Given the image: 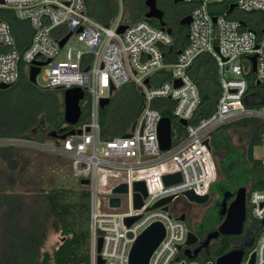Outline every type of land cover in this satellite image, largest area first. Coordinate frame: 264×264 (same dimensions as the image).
I'll return each instance as SVG.
<instances>
[{
    "label": "built area",
    "instance_id": "2783aa9c",
    "mask_svg": "<svg viewBox=\"0 0 264 264\" xmlns=\"http://www.w3.org/2000/svg\"><path fill=\"white\" fill-rule=\"evenodd\" d=\"M183 1L195 5L187 14L191 23L176 38L174 30L169 33L158 21H124L122 9L109 22H100L89 14L87 0H0V85L13 86L23 74L29 75L34 61L50 60L39 73H44L47 88L84 90L81 103L87 115L67 130L75 129V134L51 141L0 136V147L33 148L70 161V176L90 193V264H98L99 255L105 264H129L133 244L154 222L164 225L165 236L148 264H215L216 260L198 261L186 254L191 230L177 203L187 200L188 190L210 194L219 168L206 140L217 129L236 120L258 119L264 140V108L248 104L251 84H264V22L254 26L234 14L238 9L264 16V0ZM232 3L237 6L229 12ZM10 13L30 28L29 36L15 31ZM122 25L126 28L121 32ZM68 33L69 40L77 37L82 45L61 58L65 46L61 48L60 40ZM203 55L213 61L220 91L213 112L196 120L204 97L191 71ZM129 83L142 96L136 125L125 135L105 137L101 101ZM163 116L176 125L169 150H163L159 140ZM182 119L188 124H181ZM177 172L182 180L166 185L163 176ZM82 179H89V184L83 185ZM140 180L146 182L148 195L136 208L134 182ZM122 183L128 184V193L113 194ZM112 196L121 197L120 206L110 205ZM171 196L169 203L154 207ZM248 211L251 221L261 226L240 264H264V188L247 192ZM136 216L128 225L126 219Z\"/></svg>",
    "mask_w": 264,
    "mask_h": 264
},
{
    "label": "trees",
    "instance_id": "16d2710c",
    "mask_svg": "<svg viewBox=\"0 0 264 264\" xmlns=\"http://www.w3.org/2000/svg\"><path fill=\"white\" fill-rule=\"evenodd\" d=\"M125 1L129 4L126 14L128 23L143 20L146 13L145 0L139 5L134 4L136 0ZM87 4L88 12L95 15L100 22L107 23L116 14V10L110 8L109 3L101 5L97 0H87ZM9 16L16 32L21 35H30L31 30L27 25L19 22L11 13ZM194 67L191 71L192 77L200 86L203 97L206 96L197 112L195 119L198 120L213 112L220 90L211 58L203 55ZM162 73L167 75L165 70ZM166 75L164 79L167 78ZM250 91L252 97L248 104L252 107H263L264 84L252 83ZM119 101L115 104L111 98L109 107L106 105L101 110L105 137L112 138L127 134L139 115L142 96L136 87L129 89ZM82 109H84L83 106ZM164 114L171 116L169 113ZM86 115V110H83L81 120ZM43 121L44 119L39 120V117L35 116L21 129L0 125V136L32 139L39 133L41 125H44ZM65 124L66 126L63 127ZM231 126L248 127L245 134L248 143H234L228 131ZM69 128L70 125L65 122L63 116L60 125L52 129L58 131L63 129L65 132ZM262 128L261 120L241 119L226 124L212 133L211 148L222 179L212 184L211 192L226 189L235 192L239 187L245 186L240 181L241 175L245 174H250L253 185L264 188V163L261 159L254 157V146L262 142L254 139ZM239 129L240 132L243 131V128ZM49 132H44V137L57 140L49 136ZM5 150L13 155L14 148L7 147ZM8 160L11 162L9 165L15 168V163H12L10 158ZM14 184L15 180L11 182L12 189H15ZM4 192V187H0V264H51L52 261L53 264H90V193L88 190L61 187L42 189L37 201L32 204L27 203L22 193L6 196ZM49 224L55 232L60 234V243L52 252L43 250L48 237ZM234 239V236H224L205 252L211 256L207 260L215 261L233 249Z\"/></svg>",
    "mask_w": 264,
    "mask_h": 264
},
{
    "label": "rangeland",
    "instance_id": "374dc122",
    "mask_svg": "<svg viewBox=\"0 0 264 264\" xmlns=\"http://www.w3.org/2000/svg\"><path fill=\"white\" fill-rule=\"evenodd\" d=\"M97 1L101 5H106L109 3V7L116 10V14L112 18H114L122 9L124 12V21L128 22L126 20V14L129 10V4L127 1ZM142 2L143 0H136L134 4L139 5ZM194 5V3L183 1L180 2L178 9L181 12L190 13L193 10ZM89 14L95 18V15L91 14V12H89ZM234 14L242 15L254 26L264 22V16L262 12L243 13L240 10L235 9ZM261 19L263 22H261ZM185 29V27L174 28L176 38L181 32H185ZM76 45L81 46L82 44L77 40V37H72L63 48L60 57L63 58L66 52ZM29 83L31 82L29 81L28 75L23 74V76L14 86L5 90L0 89V125L3 127H19L21 129L31 119H34L35 116H38L39 120L44 119L43 122L46 124L45 130H43L44 132L54 130L52 128L55 126L58 127L60 125L61 117L64 116L65 89L47 88V82L44 80L43 72L37 76V82L35 84ZM132 88L135 89L134 85L131 83L118 88L117 91L111 96L112 102L115 104L120 102L119 100H121L125 96L126 92ZM81 104L84 107L83 110L85 111L86 109L84 102ZM175 127L176 125L174 123L173 128L175 129ZM239 128H243V131L240 132ZM248 129V127L244 128L241 126H231L228 128V131L231 134L234 143L244 144L248 143L247 137L245 135ZM32 139L36 141H51V139L44 137V133H38L36 136L32 137ZM255 139H257V137H255ZM6 148L7 147H0V187H4V195L8 196L15 193H22L27 203L32 204V202L35 203L37 201L41 190L45 188L61 187L73 188L77 190L82 189V185L77 184L78 181L70 176L71 167L69 160L61 159L54 155H50L33 148L12 147L14 148V151L13 155H10L9 151L5 150ZM254 157L261 159L264 163V140L254 146ZM9 158L11 159L12 163H15V168L9 165V163H11L8 160ZM18 162L19 164H16ZM251 179L252 177L250 174L241 175L240 177V181L247 187V192L249 190L262 189L259 186L253 185ZM13 180H15V189L10 187L12 186L11 182H13ZM103 180L104 179L102 178L100 179L101 182ZM100 188L108 189V186L104 187L100 185ZM179 203H177V205ZM247 218V222L251 221L250 211H248ZM217 221H219V212L215 211L213 213V222L216 223ZM185 222L188 228L191 230L193 228L191 221L186 220ZM48 229V237L45 241L46 243L43 247V250L52 252L60 243V234L54 231L51 224H49ZM234 243H238V241L236 240ZM251 249L252 248L248 249L247 252ZM209 257L211 256L207 255L206 253H202L197 257V260H207L210 259ZM53 263L54 262L52 261L51 264Z\"/></svg>",
    "mask_w": 264,
    "mask_h": 264
},
{
    "label": "water",
    "instance_id": "95a60500",
    "mask_svg": "<svg viewBox=\"0 0 264 264\" xmlns=\"http://www.w3.org/2000/svg\"><path fill=\"white\" fill-rule=\"evenodd\" d=\"M174 3L183 2V0H173ZM145 5L148 7V11L144 15V20L151 22L153 19L158 20L159 24L161 25L162 29H167L169 33L173 32L172 28H168L165 21L163 20V10L159 8L157 0H145ZM237 6L236 3H232L229 8V12H231ZM214 21H216V17H214ZM191 23V15L184 16L181 21L180 25L188 26ZM126 25H122L120 27V31H124ZM82 31V29H79ZM72 33H68L64 38L60 40V46L63 48L69 38L71 37ZM189 35L187 34L186 37ZM160 46L161 44L158 43ZM218 51L219 48L216 47ZM180 53L181 50H178ZM256 58L257 56H252V60L254 62L253 71H256ZM50 60L47 62H39L34 61L29 72V81L33 84L37 82V76L41 71V66L49 63ZM149 79L146 80L148 82ZM260 83V82H258ZM176 85L181 84L180 80L175 81ZM12 87L10 84H2L0 85V89H8ZM84 90L80 87H72L68 88L64 92V103H65V112H64V120L68 125H75L82 115V105L81 100L84 98ZM206 97V96H205ZM204 97V98H205ZM111 102V97L103 98L101 101V107L104 108ZM180 123L183 125H187L188 121L185 119L180 120ZM136 125L134 121L131 129L133 130ZM76 130L71 129L69 131L64 132L63 129L61 130H52L49 132V136L59 139H65L68 135L75 134ZM78 133H81L79 130ZM159 140L161 144V148L163 150H169L172 146L173 142V127H172V120L169 116H163L159 125ZM206 144L211 148L210 140H206ZM212 149V148H211ZM164 182L166 185H172L175 183H179L182 180V176L180 172L166 174L163 176ZM89 179H82L81 183L83 185L89 184ZM74 183V180H73ZM129 186L127 183H122L115 188H113L112 192L115 195L125 194L128 193ZM134 190L135 193V207L140 208L143 205V199L147 197V186L144 180L134 182ZM187 200L194 203L204 204L210 200V194L206 195H197L193 190H188L184 192ZM233 197V200L228 204V198ZM173 197H168L159 201L154 207L162 206L166 203H169ZM121 204V197L120 196H112L110 199V205L112 207L120 206ZM219 216H225L224 221L220 224L219 228L211 232L208 235L207 240L204 242L203 246H207L212 239H216L220 237V235H227V236H239L243 233L244 224L247 220V187L241 186L239 187L234 193L231 191H225L223 193V200L220 206ZM139 217H129L126 219L128 225H131L134 221H136ZM182 220H185V216H181ZM165 236V227L161 222H154L150 225L135 241L132 246L131 253H130V262L129 264H148L150 257L159 243ZM197 241V235L194 232L189 233V239L187 241L188 245H193ZM102 247V237L99 238L98 243V251H101ZM200 248L192 251L190 248L186 250V254L191 258H195L198 256ZM245 250L242 247L235 246L229 252L221 255L216 259L215 264H240L244 257ZM254 257V254H253ZM98 264H105V260L98 256Z\"/></svg>",
    "mask_w": 264,
    "mask_h": 264
},
{
    "label": "flooded vegetation",
    "instance_id": "af4514ba",
    "mask_svg": "<svg viewBox=\"0 0 264 264\" xmlns=\"http://www.w3.org/2000/svg\"><path fill=\"white\" fill-rule=\"evenodd\" d=\"M158 6L160 9L163 10V20L165 21L168 28H179L185 27L180 25L181 19L189 13L181 12L178 8L180 3H174L173 0H157ZM148 11V7L146 6V12ZM154 21H158L153 19ZM33 84V83H32ZM42 128L39 130V133H44L45 126L41 125ZM66 124L63 126L65 127ZM38 130L39 128H35ZM222 176L220 171L218 173V178L216 181L221 180ZM215 181V182H216ZM214 182V183H215ZM213 183V184H214ZM226 190L222 191H210V200L207 203L199 204L190 202L186 199L180 200L177 205V209L181 211V213L185 216V220H190L193 224V228L191 229L197 235V241L195 244L191 245L189 248L194 251L197 248H200L198 256L202 253L207 252L210 248L215 246L224 236L227 235H220V237L216 239H212L207 246H203L204 242L207 240L208 235L211 232L216 231L220 224L224 221L225 216H219V221L216 223L213 222V213L215 211L220 210V206L223 200V193ZM230 191V190H229ZM232 192V191H231ZM234 193V192H233ZM233 200V197L228 198V204ZM248 219V218H247ZM260 224L257 222L249 221L245 222L243 233L239 236H234V240L238 241V243H234L237 247H242L245 251L252 248L255 244L257 236L260 231ZM197 256V257H198Z\"/></svg>",
    "mask_w": 264,
    "mask_h": 264
},
{
    "label": "crops",
    "instance_id": "0c3cea01",
    "mask_svg": "<svg viewBox=\"0 0 264 264\" xmlns=\"http://www.w3.org/2000/svg\"><path fill=\"white\" fill-rule=\"evenodd\" d=\"M256 137H257V139H254V140H257V141L261 140L260 137H259V134H257Z\"/></svg>",
    "mask_w": 264,
    "mask_h": 264
}]
</instances>
